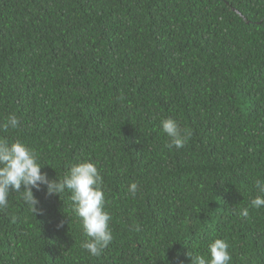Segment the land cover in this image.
Instances as JSON below:
<instances>
[{"label":"trees","instance_id":"obj_1","mask_svg":"<svg viewBox=\"0 0 264 264\" xmlns=\"http://www.w3.org/2000/svg\"><path fill=\"white\" fill-rule=\"evenodd\" d=\"M10 114L20 128L0 137L49 178L102 170L114 239L92 257L70 194L33 189L35 216L12 192L0 264H191L217 238L231 264H264V208L238 214L264 178V0H0ZM166 118L192 130L184 148L165 147Z\"/></svg>","mask_w":264,"mask_h":264},{"label":"clouds","instance_id":"obj_2","mask_svg":"<svg viewBox=\"0 0 264 264\" xmlns=\"http://www.w3.org/2000/svg\"><path fill=\"white\" fill-rule=\"evenodd\" d=\"M162 131L168 137L165 147L168 149L184 148L193 132L190 128L181 127L173 118L161 120ZM20 119L15 114L7 116L0 122V132L18 130ZM41 156L34 149L20 140L9 142L0 137V209H6L9 205L10 193L16 192L36 216L42 214L39 207L40 201L34 195L33 189L41 191L46 189L48 196H61L70 194L72 211L79 219L83 233L87 237L82 240L80 247L92 257H98L112 243L114 236L110 221L112 215L107 210V200L103 188L104 177L102 170L90 161L85 160L73 164L62 178H49L45 167L41 164ZM256 195L250 199V203L240 208L239 216L248 218L250 210L264 208V178L254 181ZM23 186V190H22ZM139 191L138 182H133L128 187V192L133 198ZM63 227V223L57 225ZM136 231L140 226L136 225ZM231 245L227 239L217 238L208 243L207 254L188 253L191 264H231Z\"/></svg>","mask_w":264,"mask_h":264}]
</instances>
